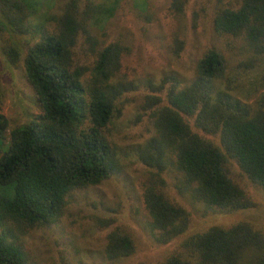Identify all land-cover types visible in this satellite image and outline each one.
I'll return each mask as SVG.
<instances>
[{"label":"trees","instance_id":"obj_1","mask_svg":"<svg viewBox=\"0 0 264 264\" xmlns=\"http://www.w3.org/2000/svg\"><path fill=\"white\" fill-rule=\"evenodd\" d=\"M79 1L66 0L35 41L19 44L32 31L29 19L39 0H0V53L9 64H21L41 111L9 132L0 114V264H28L20 237L56 223L72 191L103 183L119 166L106 131L116 102L134 85L115 81L122 47L97 49L87 28L93 5L80 9ZM169 1L178 14L189 2ZM213 26L222 35L241 36L252 56L235 68L243 67L239 72L210 50L189 84L180 87L174 76L162 81L170 82L167 105L154 112L155 135L138 152L151 169L140 183L144 228L158 246L180 239L191 222L190 212L170 198L168 176L177 194L224 213L251 207L229 176L228 160L264 192V94L251 105L235 97L239 76L264 57V0H235L216 13ZM80 34L95 59L90 70L75 60ZM251 82L256 91L264 88L258 79ZM95 222L100 231L115 223ZM134 251L131 236L114 228L102 257L113 264ZM158 264H264V234L250 222L210 227L180 240Z\"/></svg>","mask_w":264,"mask_h":264},{"label":"rangeland","instance_id":"obj_2","mask_svg":"<svg viewBox=\"0 0 264 264\" xmlns=\"http://www.w3.org/2000/svg\"><path fill=\"white\" fill-rule=\"evenodd\" d=\"M65 1L39 0L29 19L31 33L17 42L35 41L43 27L60 13ZM234 1L189 0L180 14L171 9L169 0L79 1L80 9L87 2L93 5L87 28L99 42L97 49L110 43L122 47L115 81L131 82L134 89L118 99L117 111L106 131L119 160L117 172L97 186L72 191L56 223L20 237L28 264H110L102 254L105 237L114 228L131 236L135 251L128 259L113 264H158L180 240L215 226L250 222L264 234V192L233 160L227 162L229 176L250 200V208L231 213L207 209L188 196L177 194L174 179L168 176L170 198L190 212L189 228L180 239L163 246L153 243L144 228L140 183L151 169L140 162L138 152L155 135L154 112L167 105L170 82L163 85L162 81L166 76H174L180 87L189 84L195 78L197 62L210 50L219 52L230 70L248 63L252 55L241 36L222 35L213 26L216 13ZM85 38L80 34L77 39L75 60L90 70L95 59L85 51L88 49ZM245 71L239 76L235 97L251 105L264 94V88L256 91L250 85L254 79L264 82V57L256 59V66ZM89 73H85L84 79ZM0 114L7 120L8 132L41 115L21 64H9L1 53ZM204 137L220 146L217 138ZM105 218L115 223L100 231L95 220Z\"/></svg>","mask_w":264,"mask_h":264}]
</instances>
